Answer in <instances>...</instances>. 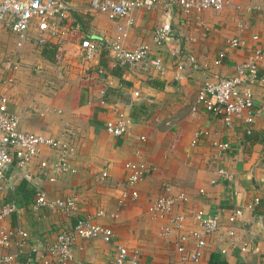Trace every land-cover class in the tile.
<instances>
[{
    "label": "crops",
    "instance_id": "crops-1",
    "mask_svg": "<svg viewBox=\"0 0 264 264\" xmlns=\"http://www.w3.org/2000/svg\"><path fill=\"white\" fill-rule=\"evenodd\" d=\"M63 1L70 8L66 19L70 29L57 48L18 40L6 25H0V93L6 95L7 109L17 117L20 130L61 140L72 148L68 154L72 172L62 174L52 167L56 152L41 148L28 164L33 184L48 198L74 194L77 216L92 218L112 230L109 243L76 239L67 264L78 260L114 264L117 245L137 254L139 264H264L263 233L258 225L259 216L264 215V81L248 86L256 110L249 133L242 116H231L226 125L196 102L206 76L231 74L252 48L264 44V0H226L222 9H206L197 16L175 7L168 11L166 0H158L148 10L133 9L131 23L122 25L121 42L127 48L146 43L148 56L160 60L161 74L144 63L131 68L115 65L104 51L90 60L79 58L76 47L81 38L108 42L123 22L90 10V0ZM167 12L171 35L154 42L152 30L167 18ZM231 38L245 45L230 47ZM219 51H224V57L214 65ZM13 63L17 68L11 70ZM116 116L129 121L121 137L104 130V122ZM197 131L205 135L192 142ZM214 141L226 142L228 149L213 146ZM137 156L146 165L136 186L137 199L120 204L122 164ZM219 168H226L231 180L220 176ZM101 170L107 175L97 183L95 175ZM34 188L13 168L0 172V205L11 201L17 206L2 224L28 232V251L36 260L43 246L74 218L33 209ZM163 188L187 194L188 201L174 207V211H184L187 227H194L191 214L196 209L219 217V230L206 237V249L196 262L178 261L172 243L157 235L158 226L168 222L152 220L148 205ZM247 204L250 209L228 222L233 209ZM97 211L103 215L94 217ZM225 229L234 234L225 236Z\"/></svg>",
    "mask_w": 264,
    "mask_h": 264
},
{
    "label": "built area",
    "instance_id": "built-area-1",
    "mask_svg": "<svg viewBox=\"0 0 264 264\" xmlns=\"http://www.w3.org/2000/svg\"><path fill=\"white\" fill-rule=\"evenodd\" d=\"M158 0H90L88 8L106 15L112 20H122L116 26L117 34L108 42L81 38L77 42L76 54L83 60H90L99 51L115 65L131 68L137 63L149 64L161 74L163 68L157 57L148 56V46L140 43L132 48L125 47L121 42L122 25L131 23L130 13L135 8L151 9ZM226 0H166L168 11L178 8L186 15L197 16L203 10H220L226 5ZM70 8L63 0H0V25H6L9 32L18 40L35 44L37 47L57 48L66 40L70 24L66 22ZM166 19L155 26L151 38L154 42L167 40L171 35V28ZM253 39L256 36H252ZM228 46L236 48L244 46V41L231 38ZM224 57V51H219L214 65H219ZM17 64H11V70ZM11 77H6L10 81ZM264 81V44L252 48L249 57L235 65L233 72L224 76H206L200 83L196 94V102L201 103L204 109L213 117L219 118L228 125L233 115L242 116L246 124L245 132L249 133L248 125L256 110L253 106L252 94L249 85ZM128 119L116 116L104 122V130L113 137H121L127 133ZM72 134V133H71ZM204 131L194 133L192 142H195ZM141 140L143 136L139 137ZM212 145L223 150L228 149L226 142H212ZM41 148H50L56 152L52 162L54 172L62 174L72 172L68 163V154L72 148L61 140L44 135L24 132L18 128L17 117L7 109V97L0 93V172L13 168L19 175L35 187L33 190V209H45L51 212H63L74 218L73 223L66 229L59 230L54 239L46 243L41 249L39 257L34 260L29 254L28 232L18 226L5 227L2 222L16 211L14 202L8 201L0 205V264H67L72 256V246L76 239H98L104 243L112 240L110 227L95 223L92 218L77 216V197L72 194L66 197L48 198L43 190L33 184L28 171L29 162L35 158ZM137 156L134 160H127L122 164L124 171L123 186L119 192L120 204L137 199V184L146 173L144 161ZM44 164L42 163L41 166ZM217 173L226 180H231V173L226 168H219ZM107 173L99 171L95 181L102 183ZM48 180H53L49 177ZM203 189L199 188L198 193ZM188 201L184 192L171 193L167 188L155 195L149 202L148 212L152 220H167V224L157 228V235L172 243L174 253L180 262L198 261L206 249V237L217 232L220 228L217 214L206 213L196 209L191 214L194 227H187L184 211H174V207H181ZM257 201V199H255ZM251 205L236 207L228 214V222H234L244 209ZM103 215L102 211L94 213V217ZM225 236L231 237L234 232L225 229ZM242 249H247L244 244ZM225 253L224 248H220ZM26 253L24 257H21ZM114 264H139L137 254L128 252L122 245L115 248ZM76 264H86L82 260Z\"/></svg>",
    "mask_w": 264,
    "mask_h": 264
},
{
    "label": "water",
    "instance_id": "water-1",
    "mask_svg": "<svg viewBox=\"0 0 264 264\" xmlns=\"http://www.w3.org/2000/svg\"><path fill=\"white\" fill-rule=\"evenodd\" d=\"M249 181L252 184L254 188H258L257 185L254 184V178L252 176H249ZM258 225L260 230L262 231V239L264 240V215L259 216L258 218Z\"/></svg>",
    "mask_w": 264,
    "mask_h": 264
},
{
    "label": "trees",
    "instance_id": "trees-1",
    "mask_svg": "<svg viewBox=\"0 0 264 264\" xmlns=\"http://www.w3.org/2000/svg\"><path fill=\"white\" fill-rule=\"evenodd\" d=\"M65 2V1H64ZM34 258V257H33Z\"/></svg>",
    "mask_w": 264,
    "mask_h": 264
}]
</instances>
